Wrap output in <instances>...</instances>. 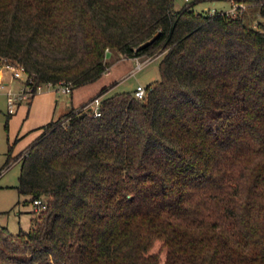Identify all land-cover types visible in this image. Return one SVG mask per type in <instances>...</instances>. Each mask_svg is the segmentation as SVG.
<instances>
[{
    "label": "trees",
    "instance_id": "16d2710c",
    "mask_svg": "<svg viewBox=\"0 0 264 264\" xmlns=\"http://www.w3.org/2000/svg\"><path fill=\"white\" fill-rule=\"evenodd\" d=\"M239 10L0 0V62L35 83L93 82L108 50L160 56L142 98L70 105L6 159L41 204L27 230L0 225V264H264V29Z\"/></svg>",
    "mask_w": 264,
    "mask_h": 264
},
{
    "label": "rangeland",
    "instance_id": "374dc122",
    "mask_svg": "<svg viewBox=\"0 0 264 264\" xmlns=\"http://www.w3.org/2000/svg\"><path fill=\"white\" fill-rule=\"evenodd\" d=\"M186 2L192 3L193 9L200 12H226L233 6L232 0H174V7L179 9ZM240 4L243 21L251 27L264 29V0L251 4L241 1ZM159 58L155 56L135 69L134 58L108 50L105 53L107 69L97 80L73 88L70 93L57 91L56 87H44L33 99L21 101L9 111L6 93L20 86L19 80L12 79L9 85L0 90V169L8 157L19 160L17 155L40 133L39 127L63 114L68 108L67 104L78 107L92 99L104 86L107 88L101 98L116 92L133 91L137 84L146 86L157 80ZM4 72L5 78L10 79L9 72ZM19 168L20 162L15 161L0 170V225L6 226L12 233L19 229L27 230L31 226V219L37 215L29 195L19 193L15 187Z\"/></svg>",
    "mask_w": 264,
    "mask_h": 264
},
{
    "label": "built area",
    "instance_id": "2783aa9c",
    "mask_svg": "<svg viewBox=\"0 0 264 264\" xmlns=\"http://www.w3.org/2000/svg\"><path fill=\"white\" fill-rule=\"evenodd\" d=\"M189 1V0H185ZM242 4L240 3H233V6L231 9L227 12L231 14H235L237 9L239 8L241 11ZM214 12V11H213ZM153 57H146L144 60H140L139 57H134L136 60L135 69L142 66L144 62L147 60H150ZM3 71H8L10 79H16L19 80L20 86L17 88V90L12 91L8 90L6 93V101L9 108V111H11L17 104H19L21 101H28L30 100L35 94H38L43 91L44 87H56L57 91H60L62 93H70L72 88L71 84L69 83H57V84H51V83H35L31 76H29L24 67L17 63V62H0V74ZM8 83L4 82L2 79V76L0 75V90L4 88L5 85ZM146 93V87L137 84L135 88L133 89V94L136 98H142ZM100 96L93 97L88 102L84 103V110L91 111L94 115H99V107H100ZM41 204V199H36L33 202V205L35 206V210L39 209V206Z\"/></svg>",
    "mask_w": 264,
    "mask_h": 264
},
{
    "label": "crops",
    "instance_id": "0c3cea01",
    "mask_svg": "<svg viewBox=\"0 0 264 264\" xmlns=\"http://www.w3.org/2000/svg\"><path fill=\"white\" fill-rule=\"evenodd\" d=\"M1 76H2V79H3V81L4 82H6V83H8L7 85H9L10 83H11V79H7V78H5V72L3 71L1 74H0ZM33 99V98H32ZM70 105H68L67 104V107H69Z\"/></svg>",
    "mask_w": 264,
    "mask_h": 264
}]
</instances>
